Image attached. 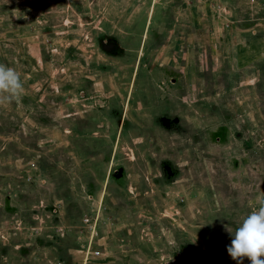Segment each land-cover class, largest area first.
<instances>
[{"label": "rangeland", "instance_id": "374dc122", "mask_svg": "<svg viewBox=\"0 0 264 264\" xmlns=\"http://www.w3.org/2000/svg\"><path fill=\"white\" fill-rule=\"evenodd\" d=\"M258 1L0 0V64L24 85L0 105V264H238L264 81L211 72L202 43Z\"/></svg>", "mask_w": 264, "mask_h": 264}, {"label": "crops", "instance_id": "0c3cea01", "mask_svg": "<svg viewBox=\"0 0 264 264\" xmlns=\"http://www.w3.org/2000/svg\"><path fill=\"white\" fill-rule=\"evenodd\" d=\"M254 9L253 22L249 24L247 19L241 22L244 28L234 23L231 31H221L219 26V31H210L206 35L208 38L202 44L209 51L211 72H224L230 65L250 66L253 81H257V84L264 81V0H259ZM206 15L205 21L210 26L212 15L208 10Z\"/></svg>", "mask_w": 264, "mask_h": 264}, {"label": "clouds", "instance_id": "9594fccd", "mask_svg": "<svg viewBox=\"0 0 264 264\" xmlns=\"http://www.w3.org/2000/svg\"><path fill=\"white\" fill-rule=\"evenodd\" d=\"M24 94L21 73L15 68L0 64V105L19 101ZM233 236L231 246L227 251L233 260L243 264L248 258L251 264H264V200L260 201L258 209L253 210L233 231L227 229Z\"/></svg>", "mask_w": 264, "mask_h": 264}]
</instances>
